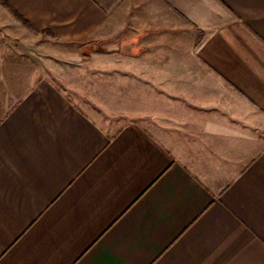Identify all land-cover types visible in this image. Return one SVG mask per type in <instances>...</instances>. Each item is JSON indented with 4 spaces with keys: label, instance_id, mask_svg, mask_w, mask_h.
Listing matches in <instances>:
<instances>
[{
    "label": "crops",
    "instance_id": "crops-1",
    "mask_svg": "<svg viewBox=\"0 0 264 264\" xmlns=\"http://www.w3.org/2000/svg\"><path fill=\"white\" fill-rule=\"evenodd\" d=\"M15 13L153 54L193 136L107 131L51 81L0 77V264H264V0H0Z\"/></svg>",
    "mask_w": 264,
    "mask_h": 264
},
{
    "label": "rangeland",
    "instance_id": "rangeland-1",
    "mask_svg": "<svg viewBox=\"0 0 264 264\" xmlns=\"http://www.w3.org/2000/svg\"><path fill=\"white\" fill-rule=\"evenodd\" d=\"M14 15L18 22L0 21V77L16 79L15 89L49 80L107 131L138 125L171 149L176 137L193 136L171 117L174 102L159 85L160 71L150 68L153 58L144 59L153 54H124L114 38L64 45Z\"/></svg>",
    "mask_w": 264,
    "mask_h": 264
},
{
    "label": "trees",
    "instance_id": "trees-1",
    "mask_svg": "<svg viewBox=\"0 0 264 264\" xmlns=\"http://www.w3.org/2000/svg\"><path fill=\"white\" fill-rule=\"evenodd\" d=\"M18 17H21L23 20H24V22L26 23V24H28V25H30L29 24V22L27 21V20H25L21 15H19L18 13H15Z\"/></svg>",
    "mask_w": 264,
    "mask_h": 264
},
{
    "label": "water",
    "instance_id": "water-1",
    "mask_svg": "<svg viewBox=\"0 0 264 264\" xmlns=\"http://www.w3.org/2000/svg\"><path fill=\"white\" fill-rule=\"evenodd\" d=\"M122 50H126V49H125V46L122 47Z\"/></svg>",
    "mask_w": 264,
    "mask_h": 264
}]
</instances>
